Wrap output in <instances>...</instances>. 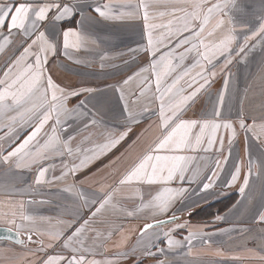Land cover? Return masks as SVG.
Here are the masks:
<instances>
[{
	"label": "crops",
	"instance_id": "obj_1",
	"mask_svg": "<svg viewBox=\"0 0 264 264\" xmlns=\"http://www.w3.org/2000/svg\"><path fill=\"white\" fill-rule=\"evenodd\" d=\"M156 1L158 0H143L148 6V29L145 28V9L138 7L141 0H62L63 3H75L78 11L83 9L84 15L77 14L55 21L52 19L55 12L53 10L49 14V20L38 26L56 44V54L47 58L45 75H50L65 89L79 91L81 94L70 98L67 106L69 109L76 108L83 100L86 107L82 108V112L86 115L76 114L66 120L62 117L67 131H59L57 126L58 131L63 138L75 136L72 141L74 154L52 156L43 161H48L46 165L49 169L45 174L48 175L46 187L42 182L37 189L29 192L23 191V183L18 181L11 189L6 180L0 181L3 187L0 188V212L9 210L6 197L12 192H15V198L10 199L13 202L31 193L37 197L25 198V201L37 207L32 210L27 208V211L35 217L46 218L40 224L42 230L62 228L65 235H68L88 220L85 247L91 251L86 252L85 256L88 260L94 259L101 264L106 261L110 264H264L261 259L264 256V224L257 222L258 215L264 212V134L257 128L256 134L261 136L257 140L252 132L245 133L239 126L241 119L249 124L253 120L257 125L264 123V33H259L264 25V0H237L248 2L244 6L241 4L242 10H239L238 16H234L241 23L240 26H234L236 39L232 49L237 51L238 46L243 45L248 37L245 52L234 55L227 66H224L223 56L213 61L215 67L208 65L216 75L209 77L210 83L201 89L182 113L184 119L211 118L214 107L219 106V97L223 95V106L220 109L222 118L231 121L237 132L231 143L229 144L230 133L221 129L218 135L224 140L222 151L217 143L206 152L201 150L184 153L195 157L191 167L198 169V175L192 180L185 179L183 184L174 180L167 185L186 191L173 202L166 213L154 214L152 208L143 207L160 190L161 185L119 183L161 132L160 101L156 98L158 93L155 92V77L150 71L141 70L148 68L160 53L169 51L163 44L160 45L157 57L146 51L149 32L154 42L167 32L163 27L152 28L151 25L176 22L177 17L183 13L173 15L171 11H151ZM107 2L116 5L118 12L124 11L126 14L118 19L105 20L91 11L93 6ZM169 2L178 3L180 0ZM158 3L162 6L165 2L160 0ZM208 3L211 4L212 0H208ZM121 4L131 5V8L121 9ZM248 7L249 11L246 10ZM129 12L131 14H127ZM229 15L232 18L230 12ZM68 29L84 37L78 50H65L63 47V32ZM74 39L70 37V40ZM11 40L2 51L6 53V58L3 56L0 61V78L10 61L19 56L23 47L31 42L30 38L26 40L17 33H13ZM193 57L195 53L184 61V66L193 64ZM196 71L199 69H193V73ZM137 73L140 75H136ZM129 77L134 79L125 85L124 81ZM142 78H147L150 84L144 95L139 92ZM165 83H171V77ZM86 89L93 91L87 92ZM121 91L124 99H121ZM14 115L15 112H9L0 117V175L8 164L3 162L2 155L22 143L34 130L37 122L35 117L24 127L19 118L15 122L8 119V116ZM140 117L142 119L136 120ZM93 118L98 124H90L85 128V123ZM53 123L50 120L44 132H50ZM8 124H12L11 132H8ZM44 132L38 137L41 142ZM125 132L126 135L119 143L106 151L102 150V146L109 143L112 137L119 138ZM35 143L34 141L29 147L34 148ZM77 148L80 151H75ZM85 157L94 158L79 167L80 161ZM12 159L15 161L11 164L16 165L17 158ZM218 160L219 168L216 167ZM73 165L77 166L74 175L68 172ZM237 168L240 169L239 175L233 182L232 175ZM57 169L60 171L57 172ZM64 172L68 174L62 175ZM213 172H216L215 176L212 175ZM20 173L17 174L24 177L25 172ZM188 175L191 176V172ZM245 177L248 184L241 193ZM209 182L211 186L204 190L203 184ZM108 193H111L110 202L93 216L92 213ZM232 194L237 196L233 206L213 219L205 222L184 219L186 213ZM173 213L179 217L176 224H183L184 227L177 228L173 225L150 235L148 232L143 237L138 234L144 224L170 218ZM105 221L109 223L108 226L104 225ZM20 222L17 221L18 224ZM10 226L0 219V227ZM107 227L116 231L104 240L103 231ZM170 229H173L170 235L181 242L180 246L168 247L163 234ZM89 231L92 232L88 234ZM189 231L200 233L191 244L185 240ZM157 235L160 239H156ZM44 239L46 242L47 238ZM33 240H37V237L33 236ZM18 248L27 249L31 253L25 256L23 249ZM61 251L63 250L59 246L46 247L41 251L37 243L17 246L0 242V264H25V258L33 261L31 264H40L47 255ZM149 251L151 255L147 254Z\"/></svg>",
	"mask_w": 264,
	"mask_h": 264
},
{
	"label": "snow or ice",
	"instance_id": "obj_2",
	"mask_svg": "<svg viewBox=\"0 0 264 264\" xmlns=\"http://www.w3.org/2000/svg\"><path fill=\"white\" fill-rule=\"evenodd\" d=\"M180 2L183 6L175 8L172 12L173 15L177 12L183 13L177 17L179 22L177 26L173 28V21H169L167 25H151L152 28L163 27L167 29L162 38L156 42L153 41L151 33H148L146 51H149L153 57H157L161 44L169 48V51L160 53L157 58L150 62L148 68L141 70L143 72L150 71L155 77V92L158 93L156 98L160 101V135L119 181L121 185L132 182L161 185L162 187L155 196L143 205V207L152 208L154 214L168 212L173 202L182 197L186 191L183 188H171L167 185L174 180H179L183 184L185 179L192 180L198 175V169L191 167V162L195 157L184 153L201 150L206 152L213 149L217 143L220 145L219 150L222 151L224 140L218 135L220 130L224 129L230 133L229 144L237 134L233 123L222 118L220 109L223 106V95L219 97V106L214 107L211 118L184 119L182 115L201 89L210 83L209 77L216 75L214 71L208 68V65L215 67L213 61L223 56L225 58L224 66H227L231 63L234 55L245 52L248 37L245 38L243 45L238 46L237 51L234 52L232 49V44L236 39L235 28L227 10L234 8L235 4L233 0H216L211 4L208 3V0H180ZM119 7L121 9L131 8V5L121 4ZM138 7L145 9V28L148 29V6L141 0ZM53 10H55L54 13ZM91 11L105 20L118 19L126 14L124 11L118 12L116 5L111 2L95 5ZM50 13H53L52 19L55 21H60L66 17L70 18L77 14L84 15L83 9L78 11L75 3H63L62 0H49V2H43V0H23V2L0 0V52L12 42L13 33L23 35L26 40L31 39V42L23 47L21 54L13 58L8 70L3 73V78H0V117L9 112L16 113V115L8 117L13 122L17 118L21 122H26L37 117L31 134L6 155H2L4 163H9L12 158H17V167L26 166V162L39 164L52 156L73 155L72 141L75 140V136L69 135L67 138H63L59 134V131H67V126L62 117L66 120L72 115H86L82 112V108L86 107L83 100L76 108L69 109L67 106L70 98L81 94L79 91L65 89L57 84L50 75H45L47 58L49 55L56 54V44L49 39L45 31H40L38 26L49 20ZM209 25L211 26L209 27ZM259 33H264V25L261 26ZM259 33H253V35ZM70 37L75 39L70 40ZM173 37H175L174 41ZM83 40V36L71 29L63 32L65 50L69 48L78 50ZM169 41L172 43L169 44ZM192 53H195L194 63L190 66H184V61ZM193 69H199V71L193 73ZM136 75L140 74L137 73ZM169 77H171V83H165ZM132 79L134 77H129L128 80L124 81V84L127 85ZM225 85H227V81ZM149 87L148 79L142 78L139 84L140 95H144ZM85 91L91 92L93 90L86 89ZM118 91L120 90L118 89ZM121 99H124L122 91ZM125 110L127 111V107ZM50 120L54 121L50 126V132H44L45 126ZM90 124L96 125L98 121L93 118L85 123L84 127L87 128ZM57 126H59V131ZM239 126L245 133L252 132L257 140L261 138L260 135L256 134L257 128L264 134V123L257 125L253 120L249 124L241 119ZM7 128L8 132H11L12 124H8ZM42 132H44V139L41 142L38 137ZM7 134L5 133V135ZM124 135L126 132L121 134L119 138L112 137L109 143L102 146V150L106 151L115 146L120 139H123ZM34 141L36 142L35 147L30 148L29 146ZM75 151H80V149L77 148ZM91 158L94 157L82 159L79 167H83ZM216 167H220L219 160L216 162ZM76 168L77 166L73 165L68 169V172L74 175ZM48 170L47 167L39 168L35 180L36 184L45 182L44 177ZM239 171L240 169L237 168L235 174L232 175L233 182L237 179ZM68 172H64L62 175H67ZM189 172H191V176L188 175ZM212 175L215 176L216 172H213ZM247 184L248 179L245 177L244 186L240 188L241 193L244 192ZM210 186V182L205 183L203 189L206 190ZM110 200L111 193H108L92 215L95 216L99 213ZM19 207L23 209L22 202ZM0 219L4 224L11 225L3 229L5 232L10 234L15 232L18 238L21 235V230H23L27 242L39 244L41 251H44L46 247L53 248L56 246L63 250L57 254L47 255L45 259L40 261V264H101L100 261L88 260L85 256L86 252L91 251L85 247L88 220H85L70 234L65 235L62 228L42 230L40 224L46 218H37L23 211L17 212L14 210V206H10L8 211L0 212ZM178 219L179 217L173 213L167 221L157 220L155 223L145 224L141 230V237L149 229L166 223H176ZM17 220L22 223L18 224ZM257 222L264 224V212L258 215ZM61 223L63 222L61 221ZM184 226L183 224H176L177 228ZM171 231L173 229L163 234L168 247L180 246L181 242L170 235ZM199 235L200 233L189 231L185 240L191 244L192 240ZM33 236H36L37 240L34 241ZM45 237L47 238L46 242ZM159 238L157 235L156 239ZM17 242L24 243L19 239ZM147 254L151 255L152 253L149 251ZM261 259L264 260V256ZM105 264H110V262L106 261Z\"/></svg>",
	"mask_w": 264,
	"mask_h": 264
},
{
	"label": "rangeland",
	"instance_id": "obj_3",
	"mask_svg": "<svg viewBox=\"0 0 264 264\" xmlns=\"http://www.w3.org/2000/svg\"><path fill=\"white\" fill-rule=\"evenodd\" d=\"M158 1H160V0H158ZM158 1H156L155 3H154V5H153V7L151 8V11H158V12H164V11H171V12H173V10L175 9V8H179V7H181V6H183L182 4H181V2H178V3H174V2H169V1H175V0H163L165 3L164 4H162V6L161 5H159V3H158ZM214 2V0H212V3ZM238 5V8L240 9V10H242V7L239 5V4H237ZM255 7V6H254ZM162 8V10H160ZM244 9V8H243ZM253 9V8H252ZM232 21H233V25L234 26H240V23L241 22H239V20H234V19H232ZM253 24V23H252ZM173 26H175V22H173ZM254 26H255V24H254ZM3 56L6 58V53H4V52H0V61H2L3 60ZM12 61V60H11ZM11 61H10V63H11ZM10 65V64H9ZM9 67V66H8ZM8 70V68L5 70V71H7ZM4 71V72H5ZM1 78H3V74H2V77ZM8 117H10V116H8ZM33 119H35V117H33L31 120H29V121H26V122H23V125H24V127H27L32 121H33ZM140 119H142V117H140V118H137L136 120H140ZM10 120V119H9ZM33 147H35V146H33ZM15 160L14 159H12V160H10L9 161V163L6 165L7 166V169H5V171L4 172H1V175H0V181H4V180H6L7 182H8V187H9V189H11V187H13L14 185H16L15 183H16V181H18V182H20V183H23V187H24V190L23 191H33V190H35L34 188H36V187H39V184H36L35 183V178L37 177V175H38V169L37 168H40V167H47L48 168V165H46L47 163H48V161L47 162H41V164L39 163V164H28L27 162H26V166L25 165H22L21 167H17L16 165H14V164H11L12 162H14ZM45 161V160H44ZM13 165H14V167H13ZM37 166V167H36ZM26 169H28L27 171H26ZM25 172L23 175H24V177H20L17 173H20V172ZM57 172L58 171H60V170H56ZM21 174V173H20ZM28 176H29V179H28ZM6 178V179H5ZM45 179V182H43V186L44 187H46L47 186V179H48V175L46 176L45 175V177H44ZM49 183H51V182H49ZM48 183V184H49ZM49 187V186H48ZM0 188L1 189H3V187L0 185ZM37 189V188H36ZM15 195V192H12L11 193V195H8V197H6V199L8 200L7 201V203H8V209H9V207L11 206V205H13L14 206V210L17 208V212H19V211H23V212H25L26 214H28V215H32L31 214V212L30 211H27V208H30L31 210L32 209H34V208H36L37 207V205H33L32 206V204H28V203H26V201H25V198H29V199H33V198H36L37 196L35 195V196H33L31 193H29L28 195H26V196H23V197H21V198H23V199H17V202H13V201H10V199H12V198H15L14 197V195ZM35 201H36V199H35ZM21 202L23 203V209H20V207H19V205L21 204ZM10 203V204H9ZM32 207V208H31ZM34 207V208H33ZM34 216V215H33ZM37 218H39V217H37ZM17 221H20V220H17ZM179 221V219L176 221V222H178ZM20 223H22V222H20ZM105 223V224H104ZM103 224L106 226H108V222L107 221H105ZM149 223H151V222H149ZM145 225V224H144ZM173 225H176V223H170V224H167V225H165V226H160V227H156V228H154V229H150V230H148V232H149V235L150 234H153V233H157V231L158 230H161V229H167L168 227H171V226H173ZM142 229V228H141ZM141 229L139 230V232H138V234H140L141 235V233H140V231H141ZM115 231H116V229L114 230V229H112V228H109V227H107V228H105L104 229V231H103V237H104V240H106V239H108V238H110L114 233H115ZM90 232H92V231H89L88 232V234L90 233ZM98 233H101V231H97ZM148 232H146V233H148ZM145 233V234H146ZM94 234V233H93ZM160 239V238H159ZM155 243H157V241L155 242ZM31 244V243H30ZM18 249H23V248H18ZM23 251H24V253H25V256L28 254V253H31L30 251H28L27 249H23ZM25 264H31L33 261H31V260H27L26 258H25ZM27 262H29V263H27Z\"/></svg>",
	"mask_w": 264,
	"mask_h": 264
},
{
	"label": "trees",
	"instance_id": "obj_4",
	"mask_svg": "<svg viewBox=\"0 0 264 264\" xmlns=\"http://www.w3.org/2000/svg\"><path fill=\"white\" fill-rule=\"evenodd\" d=\"M214 2H216V0ZM247 2L248 1L239 2L237 0H233V3L235 4V7L234 8H229L227 10L232 15L231 19H234V20L238 19V18L234 17V16H238L239 15V10L240 9L238 8L237 4H239L240 6H241V4H243V6H244L245 3H247ZM251 8H253V6H251ZM246 10L249 11L250 7H248ZM178 23L179 22L176 21L175 22V26H177ZM174 39H175V37H173V41H174ZM236 197L237 196L235 194H232V195H228L226 197L220 198V199H218L216 201H213V202H211L209 204L203 205L202 207H200V208H198V209H196L194 211L186 213L184 219L190 220V221H193V222L209 221V220L213 219L214 217L218 216L219 214L223 213L224 211L228 210L229 208H231L233 206L234 202L237 199ZM154 221H157V220H153V221H149V222H154Z\"/></svg>",
	"mask_w": 264,
	"mask_h": 264
},
{
	"label": "water",
	"instance_id": "obj_5",
	"mask_svg": "<svg viewBox=\"0 0 264 264\" xmlns=\"http://www.w3.org/2000/svg\"><path fill=\"white\" fill-rule=\"evenodd\" d=\"M170 218L161 219L160 221H167ZM155 222L156 221L151 222V223H155ZM167 224H170V223L162 224L161 226H165ZM4 228H6V227H0V242H8L10 244L17 245V246H24V245L30 244V243L27 242L26 235H24V233H21V235L17 238V236L15 235V232H13L11 234L10 233H7V232H5L3 230ZM143 228H144V226L142 227V229ZM140 233H141V231H140ZM17 239H19L21 241H24V243H18L17 242Z\"/></svg>",
	"mask_w": 264,
	"mask_h": 264
}]
</instances>
